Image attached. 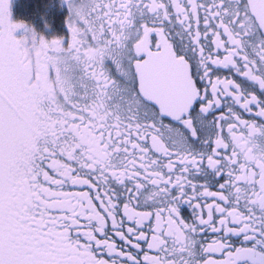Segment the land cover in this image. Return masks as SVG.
Here are the masks:
<instances>
[{
    "label": "snow or ice",
    "instance_id": "obj_1",
    "mask_svg": "<svg viewBox=\"0 0 264 264\" xmlns=\"http://www.w3.org/2000/svg\"><path fill=\"white\" fill-rule=\"evenodd\" d=\"M65 2L0 0V264H264V0Z\"/></svg>",
    "mask_w": 264,
    "mask_h": 264
},
{
    "label": "flooded vegetation",
    "instance_id": "obj_2",
    "mask_svg": "<svg viewBox=\"0 0 264 264\" xmlns=\"http://www.w3.org/2000/svg\"><path fill=\"white\" fill-rule=\"evenodd\" d=\"M22 1L21 6L19 0H11L13 20L27 19L30 25L49 39L66 35V17L69 12L65 0H36L37 5L35 0ZM20 34L23 35V32L18 31L17 35Z\"/></svg>",
    "mask_w": 264,
    "mask_h": 264
},
{
    "label": "rangeland",
    "instance_id": "obj_3",
    "mask_svg": "<svg viewBox=\"0 0 264 264\" xmlns=\"http://www.w3.org/2000/svg\"><path fill=\"white\" fill-rule=\"evenodd\" d=\"M27 1H29V0H27ZM34 2H35V4L37 5V2H38V1L35 0ZM19 3L21 4V6L23 5V1H22V0H19ZM33 4H34V3H33ZM20 21H25V22L28 23V20L25 19V18H22ZM28 24H29V23H28ZM21 32H22V30H21ZM20 35H21V34H20ZM20 35H19V36H20Z\"/></svg>",
    "mask_w": 264,
    "mask_h": 264
}]
</instances>
